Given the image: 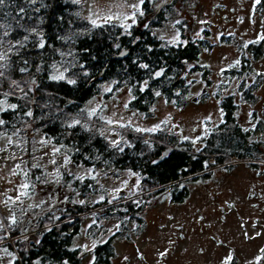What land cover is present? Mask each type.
Listing matches in <instances>:
<instances>
[{
  "label": "rangeland",
  "instance_id": "rangeland-1",
  "mask_svg": "<svg viewBox=\"0 0 264 264\" xmlns=\"http://www.w3.org/2000/svg\"><path fill=\"white\" fill-rule=\"evenodd\" d=\"M159 1L150 0L149 7L152 9V5ZM166 1L172 3L173 11L167 13L163 24L154 28L153 33L168 43L185 42L187 39L182 38V33L191 38L205 36L212 43V48L202 50L198 63L209 69L206 78H209L212 84L226 82L224 70L240 66L236 61H240L247 54L245 44L264 35V0H260V3H256V0ZM96 2L97 0L80 2L82 13L90 24V19L95 18L92 12L96 11ZM98 2L105 9L111 8L114 13H120L131 12V8L123 5L136 4L139 0ZM141 10L143 11L142 5ZM143 18H140V23L146 25L149 18ZM114 22L119 25L121 23L120 20ZM101 23L102 20H97V24ZM204 31H207V34ZM234 40H238L237 45H233ZM260 61L251 59L249 66L257 68ZM186 78L189 91L181 95L179 90H175L176 94H180L178 98L171 97L167 100L159 91L160 88L154 90L155 95L156 92H160V95H156L147 114L129 106L131 91L128 84L122 83L115 89L114 81L104 82L100 93L86 105L88 114L95 110V114L89 119L93 124H99L100 131L112 143L122 139L121 133L129 130L142 134L145 139H152L150 132L165 130L173 133L180 141L184 134L189 133L194 123L188 116L192 115L194 118L197 113L209 116L206 111L212 106L205 103V107L195 108L191 104L183 106L175 103L176 99L186 101L201 85L202 76L198 73H190ZM213 99V95H210L206 101ZM96 118H99V121H96ZM109 120L112 123H108ZM136 128L155 131L138 132ZM9 136L12 138V144L8 143ZM66 157L68 163H65ZM17 165L20 166L19 169H16ZM13 169H16V175L12 174ZM25 172L28 173L27 176L24 175ZM233 174L234 179H244L248 176L244 170H237ZM85 178L93 179V190L82 192L79 186H74L75 180L82 181ZM22 183L29 185L26 189L28 194L16 203L9 201L6 205L4 201L9 197L16 199ZM229 185L235 203L241 207L240 216H248L244 223L232 216L233 213L227 204L231 197L217 205L207 194L200 196L199 189L192 188L189 201L177 205L170 200L169 189L155 194H152L153 190L144 191L141 177L130 170H113L103 164H74L65 147L45 137L32 124H28L23 132L0 137V225H3L0 228V237L3 235L2 229L5 232V237L0 238V264H12L14 261L12 256L4 252L5 248L13 256L17 255L15 249L13 253L3 243L8 242L13 248L14 240L18 237H25L28 241L39 239L40 233L53 223L39 225L43 215L52 214L57 217L62 215L61 212L65 208L81 201L95 203L107 198L108 202L113 204L119 200L118 195L127 196L132 193H135L134 198L148 195V203L138 214L139 221L128 217L120 219L117 216L100 215L96 213L98 211L80 216V230L72 240L78 251V264H103L96 262V247L92 248V245L107 240L113 250L108 264H227L231 259L236 260L237 264H259L264 261V257L260 258L264 227L249 223L250 217L256 215L255 211L249 213L244 210L249 203L241 194L242 187L234 183ZM227 195L228 193L224 197ZM196 207L199 212H195ZM13 214L16 223L10 224ZM28 219V231L24 233L22 228ZM73 219L74 216L68 214L63 221ZM262 222L264 223V219ZM177 225H184V239L173 237V233L179 231L176 229ZM12 228L23 233L12 237L9 234ZM40 264L58 263L45 259Z\"/></svg>",
  "mask_w": 264,
  "mask_h": 264
},
{
  "label": "trees",
  "instance_id": "trees-1",
  "mask_svg": "<svg viewBox=\"0 0 264 264\" xmlns=\"http://www.w3.org/2000/svg\"><path fill=\"white\" fill-rule=\"evenodd\" d=\"M149 5L150 0L142 5L143 16L148 17L149 22L142 25L140 18L143 16L138 15L139 21L126 32L114 21L93 27L82 13L81 3L72 0H4L0 4V24L5 26L0 28V38L4 41L0 51H8L18 41L24 46L12 48L9 53L11 66L6 72L8 78H0V100L18 105L16 110L0 112V119L6 121L0 127V137L23 132L32 124L45 137L65 147L74 164H103L113 170H130L141 177L144 191L146 185L148 190L154 191L152 194L169 189L170 198L180 200L184 197L187 192L179 180L201 170L206 155H188L181 146L182 140L178 141L173 133L165 130L150 132L152 139L129 130L121 133L123 138L113 146L100 131L99 124L89 119L86 110L87 103L100 93L102 84L107 81H114L115 89L122 83L128 84L129 106L147 114L156 97L154 90L160 88L167 100L178 98L189 86L187 75L200 71L203 77L207 76L209 69L200 65L198 59L202 50L212 48V43L206 37L191 38L183 33L182 38L187 39L183 43L164 41L153 29L163 24L167 13L173 11V5L164 4L158 10ZM9 28V35L3 36ZM25 36H28L27 41ZM41 39L43 48L39 46ZM243 57L240 66L247 67L248 59ZM142 64L149 67L142 68ZM21 68L27 71L22 73ZM161 69L163 74L156 77L155 73ZM60 73L64 74L63 80L51 78ZM70 80L75 83H69ZM12 81L19 82L20 87L12 86ZM145 81H148L147 87H144ZM21 88L27 91V100L20 98L23 96ZM4 93L14 94L5 96ZM175 103L181 105V100L176 99ZM29 110L33 113L30 118L24 115ZM75 120L80 124L68 127ZM223 142L227 146L230 141L221 140ZM93 182L85 178L73 184L86 192L93 190ZM134 194H120L118 202L113 204L107 198L95 203H74L57 217L43 215L39 225L53 223L40 233L37 241L18 237L13 248L8 242L3 243L11 252L16 250L12 264H40L45 259L58 264H78V251L72 240L79 233L80 216L98 211L100 215L139 221L138 214L149 200L148 195L134 198ZM68 214L74 219L63 221ZM9 232L12 237L23 233L15 228ZM2 234L0 238L5 237L3 229ZM95 254L97 263L108 264L113 255L109 240L96 245Z\"/></svg>",
  "mask_w": 264,
  "mask_h": 264
},
{
  "label": "flooded vegetation",
  "instance_id": "flooded-vegetation-1",
  "mask_svg": "<svg viewBox=\"0 0 264 264\" xmlns=\"http://www.w3.org/2000/svg\"><path fill=\"white\" fill-rule=\"evenodd\" d=\"M168 3L169 1L160 0L154 3L152 8L158 10ZM254 41L257 43L245 47L247 54L243 58L248 59L247 64L245 63L247 67L236 66L224 70L226 82L212 84V81L203 77L200 71L195 72L202 76L201 85L186 101H181V105L191 104L199 108L209 103L212 106L206 111L209 116L199 113L194 118L192 115L188 116L194 123L189 133L182 137L181 146L188 155L200 154L207 157L201 170L179 180L180 186L186 189L187 194L180 200L172 198L170 200L177 205L187 203L192 188L199 189L200 196L207 194V197L217 205L231 197L227 204L233 213L232 216L244 223L248 216H240L241 207L235 203L234 196L230 192L229 184L234 183L242 187L241 194L249 203L244 210L256 213L255 216L250 217L249 223L264 227L262 222L264 219H262V216L264 217V75H257V73L264 74V62L260 61L264 60V40ZM234 42L233 45L238 44V40ZM251 59L260 61L257 68L249 66ZM188 91L189 86L183 94ZM200 93L198 101H193L192 98ZM210 95L215 99L206 101ZM249 113H252V116H249ZM221 140H229L228 147L225 146V142L221 143ZM237 170H244L248 176L244 179H234L233 173ZM145 190H148L146 185ZM226 193L228 195L224 197ZM195 212H199L198 207L195 208ZM222 216L224 217V214ZM176 229L179 231L173 233V237L184 239L186 237L184 225H177ZM227 264H237V261L231 259ZM259 264H264V261Z\"/></svg>",
  "mask_w": 264,
  "mask_h": 264
},
{
  "label": "snow or ice",
  "instance_id": "snow-or-ice-1",
  "mask_svg": "<svg viewBox=\"0 0 264 264\" xmlns=\"http://www.w3.org/2000/svg\"><path fill=\"white\" fill-rule=\"evenodd\" d=\"M34 2V0H33ZM73 3H80L81 0H72ZM4 3V0H0V4H3ZM145 3V0H139L138 3L136 4H131V5H123V7H127V8H131L132 11L131 12H128V11H122L120 13H114L112 11L111 8H108V9H105L97 0L96 4H95V8H96V11L92 12V16L95 17V18H92L90 19V22L91 24L93 25V27H99L101 25L97 24V20H102L104 23H111L112 21L114 20H120L121 23H120V27L124 28L125 31L127 32L130 28H132L133 25L136 24L137 22V16H143V11L141 10V5H143ZM256 3H260V0H256ZM23 11V9L21 10ZM131 21V23H125L126 21ZM179 23V22H178ZM5 26L0 24V28H4ZM10 28L6 31L3 32V36H8L9 33H10ZM33 34H35L36 32V29L34 28L32 30ZM24 40L27 41L28 40V36H25L24 37ZM258 40H264V35L262 36H259L258 37ZM254 43H257V41H248L246 44H245V47H247L248 44H254ZM3 44H4V41L2 38H0V48L3 47ZM17 45L19 47H23L24 44L23 42H20L18 41L16 45H11L8 49V51H0V78L2 79H7L8 77L6 76V72L9 70L10 68V56H9V53L12 51V48H15L17 47ZM39 46L41 48H43L45 45H44V41L43 39L40 40V43H39ZM117 47H119V45H117ZM121 55H123V53H121ZM27 63V62H25ZM240 62L239 61H236V64H239ZM142 68H145L147 69L149 66L147 64H142L141 65ZM20 71L23 73L25 71H27L26 68H21ZM163 74V69H161V71H158L155 73V76L156 77H160L161 75ZM257 75H264V74H261V73H257ZM53 80H63L64 79V74L63 73H60L58 76L57 75H54L51 77ZM69 83H75L74 80H70L68 81ZM33 84H35V80L32 81ZM147 84H148V81H145L144 82V87H147ZM12 86L14 87H20L19 85V82L17 81H12ZM21 92L23 93V96H21L20 98L21 99H25L27 100V91H25L23 88L20 89ZM110 91V89H107ZM144 88H141V91H143ZM28 91H31V89H29ZM11 94H14V93H4L5 96H8V95H11ZM156 95L159 96L160 95V92H156ZM18 107L17 104H8L6 100H0V112H4V111H7L9 109L11 110H16ZM125 107H127V104H125ZM95 114V110H92L91 112H89V118H91L93 115ZM25 116L27 117H32L33 116V113L32 111H27L24 113ZM249 116H252V113H249ZM108 123H112L111 120L107 121ZM6 124V121H4L3 119H0V127L4 126ZM80 124V121L79 120H75L73 123L71 124H68V127H75L76 125H79ZM158 127V126H157ZM136 131H155V129H140V128H136ZM245 131H248V129H245ZM13 135H16V133H13ZM8 143L9 144H12L13 141H12V138L11 136L8 137ZM193 143H195V141H193ZM119 144V141H114L113 142V146H117ZM56 151H59V149H56ZM122 151V149H121ZM69 160L68 158L66 157L65 158V163H68ZM53 163H55V161H53ZM19 165L16 166V169H19ZM16 169H13L12 171V174L13 175H16ZM25 176L28 175L27 172L24 173ZM29 185L27 183H22L20 186H19V191H18V195L16 197L15 200L12 199V197H9L7 201H4V203L7 205L9 201H11L13 204L16 203V201H19L20 198L22 196H26L28 193L26 191V189H28ZM115 198V197H114ZM101 199H103V197H101ZM81 203H83V201H81ZM16 223V217L15 215L13 214L11 217H10V224H15ZM3 225H0V228H2ZM117 227V230L119 229V225L116 226ZM96 247V243H93L92 245V248H95ZM261 251H264V249H262ZM4 252L9 255V256H12V260H15L16 257L12 255V253L8 252V250L5 248L4 249ZM161 255L163 256L164 253H161ZM230 259V257H229Z\"/></svg>",
  "mask_w": 264,
  "mask_h": 264
},
{
  "label": "water",
  "instance_id": "water-1",
  "mask_svg": "<svg viewBox=\"0 0 264 264\" xmlns=\"http://www.w3.org/2000/svg\"><path fill=\"white\" fill-rule=\"evenodd\" d=\"M236 43H237V42L235 41L234 44H236ZM200 95H201V93L198 94L197 96L193 97L192 100H193V101H198ZM29 222H30V219H28V220L25 222V224H24V226H23V228H22V231H23L24 233H26V232L28 231V224H29ZM262 249H264V245L260 248V256H261V258H263V256H264V251H261Z\"/></svg>",
  "mask_w": 264,
  "mask_h": 264
}]
</instances>
